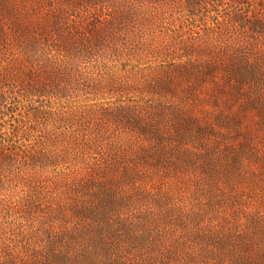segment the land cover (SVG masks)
Listing matches in <instances>:
<instances>
[{
  "label": "rangeland",
  "instance_id": "obj_1",
  "mask_svg": "<svg viewBox=\"0 0 264 264\" xmlns=\"http://www.w3.org/2000/svg\"><path fill=\"white\" fill-rule=\"evenodd\" d=\"M0 264H264V0H0Z\"/></svg>",
  "mask_w": 264,
  "mask_h": 264
}]
</instances>
